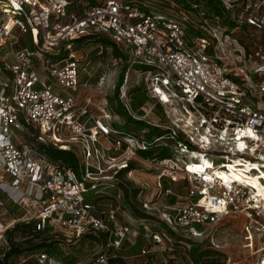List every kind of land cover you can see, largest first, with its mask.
<instances>
[{
    "label": "built area",
    "instance_id": "1",
    "mask_svg": "<svg viewBox=\"0 0 264 264\" xmlns=\"http://www.w3.org/2000/svg\"><path fill=\"white\" fill-rule=\"evenodd\" d=\"M248 22L261 27L256 19ZM227 31L218 17L201 18L174 0H0V191L25 211L7 219L0 201V244L16 223L34 221L35 231L47 228L67 242L103 233L105 242L92 264L117 257L126 263L145 257L142 264H151L154 248L162 264L175 262L174 256L195 264L187 239L199 228L232 212L263 208L250 184L224 183L220 177L207 181L189 171L188 162L177 163L178 154L195 150L194 156L203 153L216 168L241 160L264 170V54L254 63L243 60L242 47ZM21 35H29L31 47L22 45ZM89 35L135 58L140 66L135 71L161 112L155 114L153 104L142 107L141 115L131 110L128 73L117 99L132 118L163 130L157 139L172 140L158 145L166 155L143 154L154 150L150 143L122 130L123 120L111 117L107 103L94 107L80 92L88 85L80 74L90 59L80 54L76 40ZM253 99L255 106L249 104ZM26 135L33 138L24 140ZM41 144L73 150L82 165L80 176L50 160ZM216 158L222 160L218 165ZM133 160L157 169L162 195L172 193L163 189V179L176 183L191 176L197 184V189L186 187L189 201L169 206L174 211L164 228L170 236L148 228L147 215L134 217L123 208L121 181L113 175ZM259 181L264 183V175ZM146 208L144 203L148 214ZM140 227L147 245L136 254L123 253L136 243ZM35 257L36 264H64L46 253Z\"/></svg>",
    "mask_w": 264,
    "mask_h": 264
},
{
    "label": "rangeland",
    "instance_id": "2",
    "mask_svg": "<svg viewBox=\"0 0 264 264\" xmlns=\"http://www.w3.org/2000/svg\"><path fill=\"white\" fill-rule=\"evenodd\" d=\"M225 3L230 10L237 9L235 11V13L237 12V15L240 17L243 16V18L246 17V23L244 22L247 26L245 30L246 32L241 33V38L245 42H247V40H252L256 43H262L264 45L260 39L262 38L264 40V21L260 24V28L250 26L248 24L249 22H247L248 19L255 20L254 16H257L258 20H263L264 0H245L244 2L242 0H225ZM20 39L22 45L28 47L32 46L29 40V35H21ZM121 49L119 48L116 51L111 46L100 48L94 44H82L80 54H87L90 59V63L87 65L86 70L80 74V82L82 84H88L87 87L81 88L80 92L85 93V96L89 95L91 97V102L94 107L103 106L107 103V107L109 109V111H107L110 112L111 117L113 119H119L122 123L123 119L114 113V110H116L117 106L120 104L117 97H115V90L119 86L120 81L122 82L126 77V73H128V82L136 83L138 81L137 83H141V76H139L138 72L135 71L140 67L138 64H135V58L130 54V52L123 51ZM34 66L37 71L41 70L38 62L35 61ZM249 104L251 106H255V99H253V103ZM133 120L135 119L133 118ZM121 125H123V123ZM148 126L131 123L124 130L128 129V131L135 134V137L150 143L152 149L156 148L158 151L162 150L159 149L158 145L162 146L163 143L167 142H170L169 145H171V139H157V137H159V133L152 132ZM124 127L125 125L122 126L121 129ZM31 137L33 138V135H31ZM31 137L29 138V136L26 135L24 140H31ZM194 151H189L187 153H183L182 155L178 154L177 163L183 167L186 162L191 163L198 161L197 157L192 156L194 155ZM211 158L213 157L211 156ZM207 162L209 166L216 167L212 165L209 160H207ZM220 162H222V160L219 158H216V160L213 161L215 165L220 164ZM249 167L250 163L248 161L238 160L234 163L232 160H228L224 162L220 168L222 170H225L226 168L227 170L225 171L231 173L238 181L249 183L253 186V188H255V194L257 196L260 195L261 197L264 191V183H261L259 178L264 175V170L258 168L262 175L254 176L250 172L251 169ZM126 169L128 170L118 172L113 175L114 178L117 176L120 179L121 184L127 192L125 201H123L124 210L126 213L134 216L130 211V206L135 208L137 212H140V209L143 208L145 203L147 205L146 211L148 213L145 215L149 217V220L145 221L144 224L148 228H154L159 231L167 232V235L170 236L167 228H164L165 219L169 212L174 211L172 210L174 207L189 201L190 198L187 197L186 187L189 189H197L196 182L191 176H189L190 179L186 178L187 180H180L179 182L173 184L171 194L162 195L161 188L158 184V172L153 165L150 170H147L137 161L133 160ZM247 169L249 170L247 171ZM1 193L3 192L0 191V194ZM171 196L175 198L174 203H169ZM260 197L258 198L259 200H261ZM4 200L7 203L9 202L7 197H5ZM262 203L263 208H260L257 212L253 210H241L229 213L228 215H225L217 224L205 225L199 228V234H195L196 236H192L191 239L187 240L199 243L200 249H205L207 247L217 249L222 255H225V264H264V200ZM164 205H167L168 208H164ZM169 206L173 208H169ZM34 212L35 210H32L31 215L34 214ZM248 212H251L249 213L250 215ZM126 213L124 219L128 221ZM183 239L186 240L185 238ZM99 244L100 243L98 242L94 243L86 241L83 243L82 241H77L73 243L64 242L61 243L59 247L62 249L64 256L70 253L69 255L74 256L80 264H91L94 253L98 250ZM125 245H128V243ZM153 251L155 256L154 261H151V264H162L159 261L161 257L160 250L154 248ZM125 252L128 253V250L126 249L123 253ZM174 257H176L174 260L175 262L168 264L184 263L180 256ZM140 258L141 257H138L132 261H127L126 264H142V262L146 260L145 257H142L143 260H139ZM23 260L24 256H19L15 259V264H22ZM54 264L58 263L55 262Z\"/></svg>",
    "mask_w": 264,
    "mask_h": 264
},
{
    "label": "trees",
    "instance_id": "3",
    "mask_svg": "<svg viewBox=\"0 0 264 264\" xmlns=\"http://www.w3.org/2000/svg\"><path fill=\"white\" fill-rule=\"evenodd\" d=\"M242 1L244 2L245 0ZM174 2H176L185 9H190L197 16H201V18L204 17L213 20L215 17H218L222 26H225L227 28V34H229L232 38L236 40L238 46L242 47L241 51L243 60L250 61V63H254L258 61L259 54H264V45L262 43H256L252 40H247V42H245L241 38V33L246 32V17L243 18V16L240 17L239 15H237V12L235 13L237 9L230 10V8L226 5L223 0H174ZM254 18L258 20L257 16H254ZM262 19L263 20L260 19L258 21L262 23L264 21V18L262 17ZM248 24L250 26H254L250 23ZM232 30L235 31L234 34L231 33ZM260 39L261 42L264 43V40L262 38ZM76 42L78 43V47H82V44L85 43L94 44L96 46L101 45L103 48L111 46L116 51L118 50V48L111 41L95 35H89L86 37L83 36L77 39ZM258 45L261 46L260 50L257 49ZM237 52L240 51L238 50ZM117 93L118 87L115 90V97H117ZM128 93L131 97L130 107L133 112L141 115L144 113L142 107L153 104L155 110L154 113L157 115L160 114L161 106L158 103H155V101L147 94L142 83L131 82V85L128 89ZM114 111V113H116L123 119L122 126L125 125V127L122 128L123 130L126 129L131 123H134L136 125L148 126L142 121L133 120L130 115H128L125 111L121 109L120 105H118L117 109ZM122 126L119 127L121 128ZM148 127L149 129H151L152 132L159 133V136L163 134V130L159 128L150 126ZM124 131H128V129ZM39 148L48 156L50 160L57 162L60 165H64L65 167L71 168L78 174V176H80L79 173L82 165L78 155L73 150L58 149L44 144H41ZM154 152H156L157 155H160L161 157L167 154L165 149L158 151L156 150V148L154 150L145 151L143 152V154H151ZM127 170L128 169H124L123 171ZM162 184L163 189H166L168 187L173 189L172 185L175 183L167 182V180L163 179ZM119 186L123 190L125 201L127 194L126 189L121 183H119ZM4 196L6 197L4 193L0 194V201H2L4 206L3 209L5 210V218L10 219L22 217L25 213L24 209L14 204L10 200L7 203L4 200ZM102 197H104V195L100 196L99 198ZM169 200V203H174L175 198L171 196ZM130 211L135 217H146L145 213H142V209H140V214V212H137L135 208L130 206ZM138 232L139 235L137 236L136 243L129 247V249H127L128 255L138 253L144 246L147 245L145 239L142 236L143 228L140 227L138 229ZM5 236L6 243H4V245H0V264H15V259L22 255L24 256L22 264H36L37 261L35 256L40 253H46L48 256L52 257L53 259H56V261H59L64 264H80L74 256L69 255L70 253H68V255L66 254L65 256L63 255L62 249L59 246L61 245V243L67 242L64 240V238L59 235L50 233L47 228L46 230L41 232L35 231L34 221L29 223H16L13 228L6 231ZM77 241H82L83 243L86 241L94 243L98 242L100 243L98 245L99 250L100 246L103 245L105 242V236L103 233H87ZM77 241H70L69 243ZM190 244L191 246L188 252L195 264H224V262L226 261L225 255H222L221 252L215 248L207 247L205 249H200L199 243L191 242ZM98 250L94 253L93 259L96 256ZM109 264H126V261L121 257L110 258Z\"/></svg>",
    "mask_w": 264,
    "mask_h": 264
},
{
    "label": "bare ground",
    "instance_id": "4",
    "mask_svg": "<svg viewBox=\"0 0 264 264\" xmlns=\"http://www.w3.org/2000/svg\"><path fill=\"white\" fill-rule=\"evenodd\" d=\"M192 156H194V155H192ZM195 157H197L199 160L189 163L188 169H189V171H191L193 173H198L200 175H204L205 180L210 181L213 179V177H220V179H222L224 183H227V182L233 181V180H237L234 176H232L231 173H228L227 171L222 170L221 168L217 169L216 167L209 166V164L207 162L208 159L206 158V156L203 153L196 154ZM233 162H236V161H233ZM224 167H226V166H224ZM253 167L258 169L259 165H255ZM249 168H252V167L250 166ZM248 170L249 169H247V171ZM239 182H244V181H239ZM247 184H249V183H247ZM262 195L260 197V195L257 196L255 194V196H257V199L260 197L261 201H263L264 200V191H263Z\"/></svg>",
    "mask_w": 264,
    "mask_h": 264
}]
</instances>
